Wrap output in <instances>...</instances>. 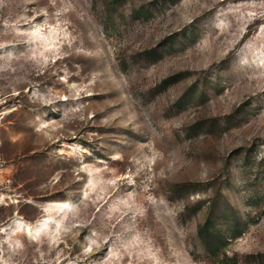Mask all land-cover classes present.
<instances>
[{
    "label": "rangeland",
    "instance_id": "rangeland-1",
    "mask_svg": "<svg viewBox=\"0 0 264 264\" xmlns=\"http://www.w3.org/2000/svg\"><path fill=\"white\" fill-rule=\"evenodd\" d=\"M0 264H264V0H0Z\"/></svg>",
    "mask_w": 264,
    "mask_h": 264
},
{
    "label": "trees",
    "instance_id": "trees-1",
    "mask_svg": "<svg viewBox=\"0 0 264 264\" xmlns=\"http://www.w3.org/2000/svg\"><path fill=\"white\" fill-rule=\"evenodd\" d=\"M201 237H202V239H203V242L204 243H208V245H210V243H211V238H210V236H209V234L208 233H205L204 234V231H202L201 230Z\"/></svg>",
    "mask_w": 264,
    "mask_h": 264
}]
</instances>
